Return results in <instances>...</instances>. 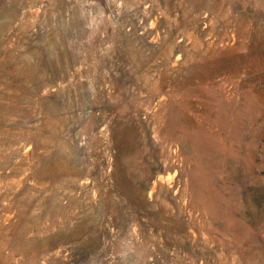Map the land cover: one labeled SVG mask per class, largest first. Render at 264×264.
<instances>
[{"label":"rangeland","instance_id":"obj_1","mask_svg":"<svg viewBox=\"0 0 264 264\" xmlns=\"http://www.w3.org/2000/svg\"><path fill=\"white\" fill-rule=\"evenodd\" d=\"M0 264H264V0H0Z\"/></svg>","mask_w":264,"mask_h":264}]
</instances>
